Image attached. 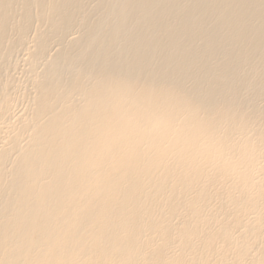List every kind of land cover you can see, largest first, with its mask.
<instances>
[{"label": "bare ground", "instance_id": "6f19581e", "mask_svg": "<svg viewBox=\"0 0 264 264\" xmlns=\"http://www.w3.org/2000/svg\"><path fill=\"white\" fill-rule=\"evenodd\" d=\"M0 264H264V0H0Z\"/></svg>", "mask_w": 264, "mask_h": 264}, {"label": "rangeland", "instance_id": "374dc122", "mask_svg": "<svg viewBox=\"0 0 264 264\" xmlns=\"http://www.w3.org/2000/svg\"><path fill=\"white\" fill-rule=\"evenodd\" d=\"M33 35L34 34L32 33L30 40L33 38ZM31 42L29 41V43H31ZM27 54H28V51H26V50L21 51L18 54H15L14 57L12 58V62H10V64L13 65V66L10 65L11 67H13V70L10 71V76H11L10 79L12 78L11 80L15 82L18 89L15 90L11 95L12 96L11 98L15 99L16 101H15L14 108H13L14 110L12 109V111H11L13 113H10L12 115H9L10 120H7V122H6L7 124L13 125L14 121L17 122L18 120L16 121V119L18 118V116L20 114L24 113L22 110L27 111L31 105V100L29 99V97L31 98V93L29 94V91L26 89V88H28V89L30 88L29 83H30V77H31L27 71L29 68V65H28L29 63H27V62H29V58H28L29 56ZM6 77H8V75ZM25 90L28 92H26ZM26 94L27 95L29 94V96L27 97ZM26 103H28L29 105H27ZM28 106H29V108H28ZM25 107H27V108H25ZM25 109H27V110H25ZM19 110H21L22 113H20L21 111H19ZM27 112H29V111H27ZM27 112H25V113H27ZM7 118H8V116H7ZM17 125H18V122L16 124V128L19 126V125L18 126ZM4 128H5V126H4ZM13 128H14V125H13ZM12 134L13 133H11V135Z\"/></svg>", "mask_w": 264, "mask_h": 264}]
</instances>
